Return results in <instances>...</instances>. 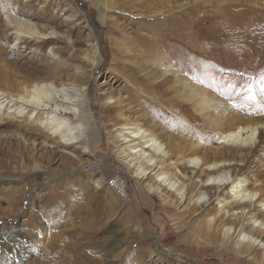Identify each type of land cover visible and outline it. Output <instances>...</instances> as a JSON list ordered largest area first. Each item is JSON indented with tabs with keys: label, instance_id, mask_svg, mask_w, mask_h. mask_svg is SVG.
Returning a JSON list of instances; mask_svg holds the SVG:
<instances>
[{
	"label": "rangeland",
	"instance_id": "rangeland-1",
	"mask_svg": "<svg viewBox=\"0 0 264 264\" xmlns=\"http://www.w3.org/2000/svg\"><path fill=\"white\" fill-rule=\"evenodd\" d=\"M227 4L228 20L238 25L219 31L212 11ZM183 9L191 12L190 21L174 22ZM5 10L44 29L65 32L73 46L29 39L15 46ZM76 13L90 33L81 20L65 21ZM91 37L95 47L86 46ZM96 47L102 57L98 67L85 58ZM149 56L156 60L152 73L157 66L160 77L188 78L207 92L215 111L198 118L189 106L169 100L168 86L150 88L151 80L136 69ZM59 69L70 83L77 71L92 81L86 115L92 144L83 149L82 139L74 141L73 153L83 160L75 164L59 150L0 139V236L7 243L11 232L21 239L16 250L5 252L0 238V264H258L231 252L217 236L201 235L198 214L189 215L177 203L163 205L159 195L148 191L152 180L139 179L126 164L116 134L121 123L108 116L106 107L122 98L123 107L115 112L123 119L177 141L199 140L200 152L218 147L221 133L233 130L217 113L264 117V0H0L1 75L23 83ZM4 84L0 82L2 91ZM105 96L113 99L104 101ZM0 133H19L39 143L47 135L31 119L14 115L0 121ZM88 153L92 156L86 158ZM247 165L251 186L264 187V143Z\"/></svg>",
	"mask_w": 264,
	"mask_h": 264
},
{
	"label": "bare ground",
	"instance_id": "bare-ground-1",
	"mask_svg": "<svg viewBox=\"0 0 264 264\" xmlns=\"http://www.w3.org/2000/svg\"><path fill=\"white\" fill-rule=\"evenodd\" d=\"M194 2L196 4L199 0H194ZM229 7L231 5L227 4L225 7L212 11L216 14L213 24L219 31L230 28L232 25L234 27L238 25V23L233 24L228 20ZM5 13L9 25L14 29L15 46H20L26 39L43 44L49 41L66 43L65 45L71 44L72 46L74 44L71 36L65 32L44 29L32 20L11 16L12 14L8 15L10 12L6 10ZM158 13L160 14L157 16L163 14L160 11ZM179 13L181 15L176 17L174 22L181 24L182 18L190 21L188 17L191 12H184L183 9ZM72 17L77 21L81 20L87 32H91L88 24L85 23L86 20L81 15L78 17L77 13L69 15L65 21L71 22ZM103 18V16L98 17L99 25H103ZM181 28L184 31L188 30L185 27ZM93 41L95 43L92 46ZM135 41H138V38ZM96 42V38L91 37L86 42V46L95 47ZM139 44L141 45L140 42ZM96 53L97 47L93 55H85V58L87 61H91L92 65L98 67L102 57ZM52 54L53 57L58 55L57 52ZM152 58L154 61L155 57L149 56L144 60L145 63H141L136 68H139L141 78L145 81L151 80L150 88L157 90L168 86V91L165 94L170 98L168 99L176 101L183 108L189 106L193 113H197L195 115L198 118L204 117L206 110L214 109L213 111H215L213 103L210 102L211 97L207 92L196 89L188 78L177 76L178 74L170 79L160 77L157 66L153 68L156 71L152 73L150 66L152 67L156 63L155 60L153 64H150ZM83 74L80 71L74 73L75 83H70L71 78L67 76L68 74L64 81L66 76L59 69L53 70L48 77L22 83L9 80L8 77L0 73V82L4 84L5 81L4 85L6 86L5 91L0 90V121L11 115L19 119L27 118L47 132L46 141L41 143L28 142L19 133L9 135L0 133V139L5 141L11 138L20 139L28 146L35 149L44 148L52 153L59 150L72 163H82L83 160L73 153L76 148L74 141L82 139L81 148L83 149L92 144L88 137L90 128H86V115L90 110L88 96L92 81H86ZM78 76L79 81H77ZM135 78L137 77L135 76ZM134 81L135 79L132 80V82ZM153 82L156 84L154 85ZM14 88L16 89L13 90ZM112 99L110 96L104 97V101ZM124 101L122 98L113 100L109 102L106 109L110 113L108 116L121 123L116 134L117 139L122 141L120 153H124L123 158L126 164L135 169L134 173L139 179L149 178L152 180L151 184L146 185L148 191L159 195L163 205L177 203L182 205L189 215L198 214L201 223L200 234L202 232L206 235H215L224 244L231 246V252L256 259L258 264H264V187L251 186L246 177L247 163L255 155L257 147L264 143V117L234 118L225 114V110L221 111L218 108L221 112L216 110V113L219 112L217 114L221 115L222 119L233 125H227L233 130L221 133L218 147L200 152L199 140L181 141L180 139L177 141L170 136L164 137L162 134L154 133L144 125L132 123L128 118L123 119L121 112L116 113L115 111L118 110V107H123ZM4 111L8 112L4 113ZM212 116L214 117L209 116L207 119L212 120L217 115ZM17 126L21 128L19 125ZM87 155L86 158L91 157L92 153ZM37 168L36 165L35 169ZM224 191L227 192L226 197L222 195ZM214 201H216L215 206L211 208L212 210L208 209ZM15 235L16 233L11 232L9 244L4 236H0L5 252L7 250L13 252L17 249L21 239Z\"/></svg>",
	"mask_w": 264,
	"mask_h": 264
},
{
	"label": "snow or ice",
	"instance_id": "snow-or-ice-1",
	"mask_svg": "<svg viewBox=\"0 0 264 264\" xmlns=\"http://www.w3.org/2000/svg\"><path fill=\"white\" fill-rule=\"evenodd\" d=\"M249 91H251V90L249 89ZM262 91H264V89H262ZM249 99H252L253 101H255V96L250 95Z\"/></svg>",
	"mask_w": 264,
	"mask_h": 264
}]
</instances>
